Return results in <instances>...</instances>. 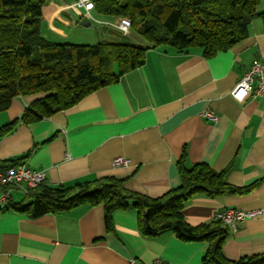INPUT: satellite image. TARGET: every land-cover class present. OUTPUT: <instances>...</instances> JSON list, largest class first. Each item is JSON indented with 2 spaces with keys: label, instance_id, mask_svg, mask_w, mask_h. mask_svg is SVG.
Here are the masks:
<instances>
[{
  "label": "crops",
  "instance_id": "crops-1",
  "mask_svg": "<svg viewBox=\"0 0 264 264\" xmlns=\"http://www.w3.org/2000/svg\"><path fill=\"white\" fill-rule=\"evenodd\" d=\"M84 18L83 11L80 21ZM119 19L98 22L119 33L106 26ZM255 60L264 63L260 18L252 22L246 39L210 59L197 48L184 53L150 49L143 66L74 107L34 124L20 123L0 139V161L27 155L23 165L43 172L50 187L112 178L122 181L127 191L151 198L182 185V160L188 169L205 164L223 172L228 183L240 188L261 180L244 195H197L183 213L197 226L227 209L262 211L236 231L230 229L222 253L232 261L263 255L264 98L241 103L232 96ZM37 99H15L0 113L5 114L0 127L20 119ZM208 111L218 120L205 118ZM119 156L132 164L115 168L113 160ZM10 198V203H20L25 194L14 187ZM139 222L132 209L118 210L109 229L104 205L39 218L4 212L0 264H203L207 243L186 242L171 232L145 237Z\"/></svg>",
  "mask_w": 264,
  "mask_h": 264
},
{
  "label": "trees",
  "instance_id": "trees-1",
  "mask_svg": "<svg viewBox=\"0 0 264 264\" xmlns=\"http://www.w3.org/2000/svg\"><path fill=\"white\" fill-rule=\"evenodd\" d=\"M47 0H0V113L15 99L38 96L20 119L0 127V139L20 124L40 122L68 110L100 88L143 66L150 49L180 53L201 49L207 59L226 52L249 36L252 22L264 11V0H93L95 10L108 19H128L132 30L148 43L103 41L97 45L53 43L42 37L43 6ZM110 17V18H109ZM0 161V171L23 165L22 159ZM180 163L182 185L159 198L129 192L112 178L29 189L20 203L0 206V214L16 212L39 218L64 214L80 206L104 205L107 228L118 210L132 209L145 237L171 232L186 242L208 244L203 264H264V254L232 261L222 253L230 227L221 220L194 226L184 208L197 195L216 198L244 195L258 180L237 187L205 164L188 169ZM9 187L0 188V195Z\"/></svg>",
  "mask_w": 264,
  "mask_h": 264
},
{
  "label": "built area",
  "instance_id": "built-area-1",
  "mask_svg": "<svg viewBox=\"0 0 264 264\" xmlns=\"http://www.w3.org/2000/svg\"><path fill=\"white\" fill-rule=\"evenodd\" d=\"M76 7L84 11L85 17L90 21H96L92 15L95 10L93 0H76ZM119 30L125 35L130 33L131 22L128 19H119L116 23ZM232 96L238 102H245L250 97L264 98V63L259 60H255L245 76L237 83L232 90ZM205 118H208L215 122L218 117L211 111L203 114ZM132 164L130 159L119 156L113 160V166L115 168L127 167ZM46 182V176L43 172L34 171L25 165H18L12 167L6 171H0V188L9 187L6 192L0 195V204L6 205L10 200V191L14 187H20V189L26 194L29 189L38 187ZM262 214V211H239L234 209H227L215 214L214 218L221 220L225 225L229 226L232 230L236 231L238 226L245 222L247 219L256 218ZM131 264H136L132 261ZM154 264H165L161 260H156Z\"/></svg>",
  "mask_w": 264,
  "mask_h": 264
},
{
  "label": "rangeland",
  "instance_id": "rangeland-1",
  "mask_svg": "<svg viewBox=\"0 0 264 264\" xmlns=\"http://www.w3.org/2000/svg\"><path fill=\"white\" fill-rule=\"evenodd\" d=\"M76 0H47L43 6V16L41 22L42 37L53 43H70L77 45H97L103 41L126 42L138 46L148 45V43L130 29V33H122L115 21L106 26L113 27L119 33L101 25L105 16L94 11L97 20L91 21V27H84L80 24L83 11L74 6ZM260 12L264 11V2L259 6ZM110 18V17H109ZM111 19V18H110ZM116 20V19H114ZM136 35V36H135ZM139 38V39H138ZM136 39V40H135ZM142 44V45H141ZM0 116V123L4 121Z\"/></svg>",
  "mask_w": 264,
  "mask_h": 264
},
{
  "label": "water",
  "instance_id": "water-1",
  "mask_svg": "<svg viewBox=\"0 0 264 264\" xmlns=\"http://www.w3.org/2000/svg\"><path fill=\"white\" fill-rule=\"evenodd\" d=\"M81 25H82V26H85V27H88V26H89V23H88L87 18H84V19L82 20Z\"/></svg>",
  "mask_w": 264,
  "mask_h": 264
}]
</instances>
